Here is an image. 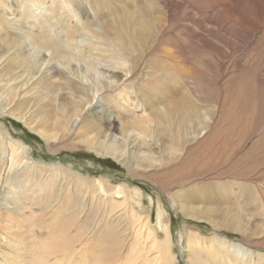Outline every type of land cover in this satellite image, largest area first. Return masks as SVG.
Here are the masks:
<instances>
[{"label":"bare ground","instance_id":"1","mask_svg":"<svg viewBox=\"0 0 264 264\" xmlns=\"http://www.w3.org/2000/svg\"><path fill=\"white\" fill-rule=\"evenodd\" d=\"M82 1L83 4L77 0V4L80 11L87 14L86 21L79 9L72 6L73 0H0V112L18 118L32 131L46 136L49 147L56 143V149L70 148L83 143L88 150L118 160L132 177L162 179L170 173L174 177L163 180L171 188L184 184L188 179L199 178L194 184V194L190 189L193 185H181L172 193V200L178 209L186 216L210 222L217 229L224 228L219 223L222 219L230 223L225 229L253 233L248 230L250 222L244 212L234 209L235 201L226 198V192L229 193L227 187L233 189L229 188V185L232 186L229 181H221L219 177L207 183L204 178L200 180L204 168L211 162L205 158L209 153L206 144L209 139L212 141L213 133L208 132L214 126L218 103L201 95L204 94L201 88L204 78L200 69L193 65L189 71L178 73L175 70L176 80L171 81L173 87L165 76L168 61L158 60V64L150 65L147 70L146 75L152 81L144 84L138 79L141 71L139 76L136 71L146 65L143 61L145 56L151 51V55L158 57L154 48L160 41L157 22H162L152 14L145 16L144 3L147 7L151 6L152 13L156 8L162 9L163 19L169 2L140 0L139 3L135 0L137 3L132 6V2L127 5L123 0ZM6 8L9 10H2ZM106 8H110V12ZM202 39L200 41L207 44ZM181 54L185 55L183 50ZM149 60L151 57L147 58V62ZM170 85L172 89H169ZM122 92L126 93V97ZM1 96H4L3 99ZM207 107L211 116L202 128V109ZM141 110H144L141 112L144 115L139 114ZM39 124L44 129L52 127L41 131ZM172 144L177 149L175 157L170 159L169 156L174 154L170 148ZM56 149L50 148L51 151ZM33 155L30 145L24 141L8 137L0 143V183L7 186L6 204L8 201L15 203L6 221L8 226L15 228L12 220L18 218L16 235L22 233L21 218L27 211H34V204L43 205L41 213L55 209L63 215L74 213L72 226L76 228L81 224L82 217L88 214L89 218L76 233L79 238L82 237V230L92 227L94 222H105L109 229L121 224V219L130 211H135L136 222L140 220L135 204L141 194L128 183L113 184L101 176L87 177L74 167L60 163L45 164ZM244 177V172H237L232 179V183L239 185L238 197H253L256 193L264 201L261 185L238 181ZM87 190L93 194L94 201L102 205L97 207L92 200L90 206L84 204ZM219 194H225L224 205H211L216 201L213 197ZM206 198L209 203H205ZM122 205L128 208L126 213L122 212L124 217L112 218L116 207ZM3 210L0 206V218L8 214L4 210L7 214L3 215ZM259 214L263 216L264 213ZM157 217V227H152L163 230L166 237H153L149 245L156 252L153 261L173 264L169 224L162 222L160 211ZM142 222L152 224L149 215ZM53 224H49L50 238L46 244L51 245V254L62 256L73 237L63 240V232L56 230L58 226ZM60 231H63L62 227ZM38 233L32 236L35 240L30 244L33 251L28 263V257L22 255L23 243L4 235L0 224V240L11 250L3 249L0 254L6 259L5 264H39L44 255L38 251L41 247L37 241L41 238ZM186 234V262L189 264H251L256 259H264L258 249L212 235L209 239L213 243L204 246L206 250L200 253L192 242L201 235L192 230ZM107 236L109 242L101 244L105 250L101 264H109L117 258V239L124 245V235L119 228L117 232L111 230ZM9 239L10 243L7 242ZM91 262L99 264L98 261ZM129 264H135V261Z\"/></svg>","mask_w":264,"mask_h":264},{"label":"rangeland","instance_id":"2","mask_svg":"<svg viewBox=\"0 0 264 264\" xmlns=\"http://www.w3.org/2000/svg\"><path fill=\"white\" fill-rule=\"evenodd\" d=\"M123 1L127 5H130L132 2V6L137 3L135 0ZM138 1L140 3V0ZM167 1L169 2V6L165 9L167 10V15L163 19H161L163 16L162 9L156 8L152 13L151 6L147 7L144 3L145 16L146 14H152L155 18L162 20L163 23L161 21L157 22V26L159 27V35L157 37H159L160 41L156 43V49L154 48V50L157 52L158 57L151 55V51L145 56L143 61H145L147 67L146 65H142L138 68L136 71L137 76H139V72L141 71L140 78L138 77V79L142 80L144 84L152 81L146 75L147 70L150 68V65H156L159 61H168L169 64L167 65L165 76L170 79L171 85L173 84L171 81L176 80L174 75L175 70L178 73L189 71V68L193 65L200 69L204 78L201 81V83L203 82L201 88L204 90V94L201 95L205 98H211L214 102H218L214 126L212 131L208 132V134L213 133L212 141L209 139L206 144L209 153L205 158L206 161L211 162L204 168L200 180L204 178V181L207 180V183L214 180L215 177H219L221 181H229L228 183L232 185H229V188L232 187L233 189H228L227 187L229 193L226 192V198L233 200V202L235 201L233 203V206L235 205L234 209L241 211V213L244 212L243 215L250 222L251 226L248 225V230H251L253 233L249 234L247 230H244L245 232L243 233L225 229V226H229L230 223L222 219L219 220V223L221 222L224 228L217 229L210 222L186 216L178 209L179 207L172 200V193L179 190V186L181 185H193L190 189H193L192 194H194L196 192L194 184L199 178L188 179L184 184H176L171 188L163 180L170 176L169 179L173 178V174L170 173L162 179H156L153 176L151 178L143 176L132 177L118 160L88 150L83 143L75 144L70 148L63 147L56 149L57 144L53 142L54 145L52 146L51 144L49 147L46 136L43 137L38 132L32 131L30 126L25 125L18 118L0 112V143L4 142L8 137H13L15 140L24 141L27 145H30V151L34 154V158L40 160V162L45 164L60 163L74 167L75 170L84 176L92 178L101 176L108 178L113 184L125 182L132 188H136L141 194L139 197L137 196L138 200H136L137 203L135 204L139 210L136 213L140 218L137 222L134 218L135 211H130L127 215H124L128 208L125 205L118 206L113 211L114 215L112 214V218H123L125 216L121 219L123 223L121 222V224L112 226L109 229L105 222H94L92 227H86L82 230L80 234L82 237L79 238L76 233L89 218L88 214L82 217L81 224L76 228L72 226L73 217L75 218L74 213L63 215L57 212V209L53 212L47 211L46 213H41L43 205L34 204L37 208L34 207V211H27L25 216L21 218L22 233L16 235L18 218L16 221L14 218L12 220L16 229L8 226L6 221L15 203L12 202L11 204L8 201L7 204L11 209L7 206L5 196L7 186L0 183L1 210L4 209L8 213L4 210L2 211L3 215H7L0 218L1 230L4 235L16 238L17 241L23 243L24 250L22 255L28 257L26 262H31L30 257L33 248L30 244L35 240L32 236L34 233L39 232L38 235L41 238L37 239V241L40 242L41 247L38 251H41L40 254L44 255L43 260L39 264H93L91 261H98L101 264L100 259L105 251L101 244L102 242H109L107 234H110L111 230L117 232V228H119L122 235H124V245L117 239L118 256L109 264H129L133 261H135V264H158L153 261L156 252L149 245L153 237L158 235L160 239L166 237L163 230H155L152 227H157L156 223L159 211L163 217L162 222L169 224L172 246L170 251L174 254L173 264H189L186 262L187 246L185 242L188 230L195 231L201 235L192 242L200 253H204V250H206L203 248L204 246L213 243L210 242V237L215 236L216 238L218 236L219 238L230 239L237 243L240 242L243 245L247 244L250 248L260 250V253L264 255V214L263 216L259 214L264 213V201H261L259 195L256 193L253 197L245 195L238 197L240 192L239 185L232 183L234 174L244 172V178L246 179L241 178L238 181L242 183L248 182L252 185L260 184L264 189V0ZM78 2L83 4L82 0H78ZM108 5L110 7L113 6ZM72 6L79 9L77 0H73ZM81 6L83 7V5ZM106 9L110 12V8ZM2 10L7 11L9 8ZM80 13L81 17L83 16L82 19L86 21L88 17L86 16L87 14L85 15V11H80ZM73 23H76V21L73 20ZM200 39L205 40L207 44L202 43ZM181 50H183L185 55L181 54ZM148 57H151L152 61L149 60L150 62H147ZM171 85L169 89H172L173 85ZM122 95L126 97L125 92H122ZM3 97L1 96L2 99ZM144 108L148 109L150 107ZM207 109L208 107L202 109V128L211 116ZM144 110H141L139 114L144 115L141 113ZM51 127L47 126L45 129H50ZM1 128H4L9 133ZM38 128L41 131L45 130L40 124ZM143 136L140 135V137ZM130 137H127L129 141ZM50 148H55L56 150L51 151ZM170 148L174 153L172 156H169L171 159L175 157L177 148L173 144ZM212 165L215 166L213 167ZM232 190L233 193H230ZM88 191L85 193L84 204H89L88 206H90L94 202L97 207L102 205L94 201L93 194ZM223 195L219 194V196L213 197L214 201H216L211 205H217V207L224 205L223 201L226 198L225 194ZM207 202L208 199L206 198L205 203ZM228 205L225 204V206ZM116 210L121 213H117ZM148 215L152 221L151 225H146L142 222V219ZM52 222H54V226H58L56 230L63 232V240L73 237L70 245L71 248L68 247L62 256L51 254V245L47 246L46 244L50 238L49 224ZM61 227L63 231H60ZM125 240L127 241L125 242ZM10 241V239L7 240L9 243ZM133 246L137 249L133 248ZM3 249L8 252L11 251L10 247H6L4 241L0 240V254L3 252ZM145 257L148 260H141ZM9 258L13 257L9 255ZM123 258H128L129 263L128 260L126 261ZM5 262L6 259L0 255V264H5ZM251 264H264V259H256Z\"/></svg>","mask_w":264,"mask_h":264}]
</instances>
